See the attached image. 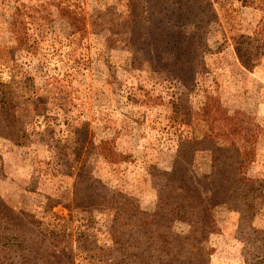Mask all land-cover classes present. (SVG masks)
<instances>
[{
	"label": "rangeland",
	"instance_id": "obj_1",
	"mask_svg": "<svg viewBox=\"0 0 264 264\" xmlns=\"http://www.w3.org/2000/svg\"><path fill=\"white\" fill-rule=\"evenodd\" d=\"M209 1L0 0V264H264V0Z\"/></svg>",
	"mask_w": 264,
	"mask_h": 264
},
{
	"label": "trees",
	"instance_id": "obj_2",
	"mask_svg": "<svg viewBox=\"0 0 264 264\" xmlns=\"http://www.w3.org/2000/svg\"><path fill=\"white\" fill-rule=\"evenodd\" d=\"M178 2H181V3H185V1H190L191 5L195 6V7H206V10H207V7L209 5H211V2L209 0H177ZM243 3H250L252 0H241ZM18 33V32H17ZM4 83L0 81V103L3 104L4 107H7L5 106V103L8 105L10 104V99H9V96H7V93L6 91H4ZM12 103V102H11ZM209 108V104H206L205 107L203 108V110H201L202 112L199 113V114H203L204 117H206L208 119V117H210V108ZM219 147H215V149H218ZM234 150H236L239 155H240V151H242V148H241V144H236L234 142ZM242 154V152H241ZM244 160L242 159H237V162L239 164H242ZM239 166L237 168H232V171H231V174L229 175V177L227 178L229 182H232V183H239L240 181L244 182V181H247L246 178H240L239 176ZM242 186V183L240 184ZM186 186V185H185ZM186 191H193L192 188H190L188 186V189ZM194 198H190L188 200L189 203H192ZM25 249L28 248L27 245H22ZM30 261H28V259H25V260H22L20 262V264H29Z\"/></svg>",
	"mask_w": 264,
	"mask_h": 264
}]
</instances>
